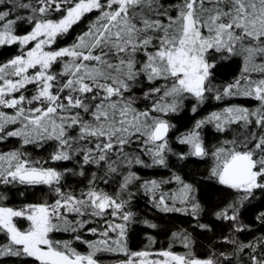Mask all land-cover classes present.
Segmentation results:
<instances>
[{"label":"snow or ice","instance_id":"obj_1","mask_svg":"<svg viewBox=\"0 0 264 264\" xmlns=\"http://www.w3.org/2000/svg\"><path fill=\"white\" fill-rule=\"evenodd\" d=\"M4 46L0 264H264V0H0Z\"/></svg>","mask_w":264,"mask_h":264},{"label":"trees","instance_id":"obj_2","mask_svg":"<svg viewBox=\"0 0 264 264\" xmlns=\"http://www.w3.org/2000/svg\"><path fill=\"white\" fill-rule=\"evenodd\" d=\"M70 42V38H69ZM16 52L15 46H4L0 47V61L10 57L11 55H14ZM205 109L204 111H206ZM203 114V113H201ZM198 117H193V114L190 112V109H186L182 113L178 114L177 117L173 119V123L177 125V127L182 131L185 127L191 126L193 120ZM174 135V134H173ZM15 140L11 139L9 142L0 144V150H6L8 147H11L13 144H15ZM37 155H45V151L37 150ZM61 166V165H56ZM62 166H68L70 167V164H67L66 162ZM199 168L200 171L203 170L204 165H195V164H189L188 168L189 170H195L196 168ZM142 174L145 176H151V175H166V172L164 170H143ZM76 179L73 178L69 180L70 184H75ZM46 191L44 186H39L36 189H32L29 192H26L27 202L36 201L40 198L41 193ZM18 196V194H17ZM23 199V198H19ZM138 215L142 216L143 218H147L152 220L153 222L160 225V228L158 229H147V227L143 224H140L138 226H134L135 229V235L131 238L129 242V246L133 250H139L144 247L145 244H147L146 240V233L155 235L157 238V243L153 245L154 248H159L161 246H167L168 236H170V233L167 235L164 234L162 230L168 229L172 225H181L187 226L186 218L181 217L179 214H163L157 212L155 209H152L151 206L147 203V200L144 198H141L137 201L136 207L134 209ZM174 230V229H173ZM62 238H67L66 234ZM200 243H204V238L200 237ZM175 250L177 251H183L184 249L180 245L174 246ZM198 253L203 251V248L199 247L197 248ZM118 257L106 254L104 256V262L105 264H108L112 262L114 259ZM122 258V257H120Z\"/></svg>","mask_w":264,"mask_h":264},{"label":"rangeland","instance_id":"obj_3","mask_svg":"<svg viewBox=\"0 0 264 264\" xmlns=\"http://www.w3.org/2000/svg\"><path fill=\"white\" fill-rule=\"evenodd\" d=\"M108 264H111V262H110V263H108Z\"/></svg>","mask_w":264,"mask_h":264}]
</instances>
